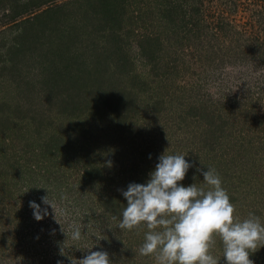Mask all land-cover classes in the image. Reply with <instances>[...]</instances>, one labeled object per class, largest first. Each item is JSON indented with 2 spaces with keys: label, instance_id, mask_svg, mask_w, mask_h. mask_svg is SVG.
<instances>
[{
  "label": "rangeland",
  "instance_id": "obj_1",
  "mask_svg": "<svg viewBox=\"0 0 264 264\" xmlns=\"http://www.w3.org/2000/svg\"><path fill=\"white\" fill-rule=\"evenodd\" d=\"M86 4L0 0V264H71L90 249L113 264H154L137 253L147 229L118 228L121 190L146 183L166 149L194 165L179 183L200 185L197 169L214 168L235 215L264 221V0H124L118 44L129 64L120 74L111 62L105 101L88 93L89 112L70 117L60 97H45L55 85L43 76L69 65L68 34L75 55L95 44ZM30 202L48 214L37 221ZM73 223L79 241L65 235ZM212 253L226 264L219 239ZM250 259L264 264V247Z\"/></svg>",
  "mask_w": 264,
  "mask_h": 264
},
{
  "label": "clouds",
  "instance_id": "obj_2",
  "mask_svg": "<svg viewBox=\"0 0 264 264\" xmlns=\"http://www.w3.org/2000/svg\"><path fill=\"white\" fill-rule=\"evenodd\" d=\"M186 156L169 154L166 149L158 157L146 183H130L127 190H121L127 205L122 210L118 228L128 231L146 228L137 253L151 256L154 264H220L221 258L212 253L217 239L226 264H254L250 255L264 247V221L251 212L244 218L235 215L236 206L214 168L197 169L203 176L200 185L179 183L194 166ZM41 201L55 213L49 195L41 197ZM30 207L37 221L48 214L35 202H30ZM61 214H65L63 210ZM65 235L67 239L79 241L82 226L70 224L69 233ZM63 252L61 248L60 254L64 255ZM71 264L113 262L107 251L90 249L82 259L71 260Z\"/></svg>",
  "mask_w": 264,
  "mask_h": 264
},
{
  "label": "trees",
  "instance_id": "obj_3",
  "mask_svg": "<svg viewBox=\"0 0 264 264\" xmlns=\"http://www.w3.org/2000/svg\"><path fill=\"white\" fill-rule=\"evenodd\" d=\"M86 1L88 4H86L82 18H89L95 27H99L96 30L98 33L94 39L95 44H93V47H90L89 44H84V46H82L83 42H80V48L83 49H79L80 54L75 55L74 53H70V51L74 50L73 46H75L74 43L77 41L74 40V36H72L73 34L69 35L67 32L68 35L65 38V46L63 47H65V50H68L70 54L67 59V63H69V65L66 66V68L62 71L53 70L50 75L43 76L45 82L55 85L53 87L47 86L48 88L46 89L47 93L45 94V97L48 99H51L53 96L60 97L61 104L58 112L70 117H79L89 112L90 96H88V93L90 95L94 94L96 96V100H93L94 102H97V100L105 101L108 90L105 89L107 88V85H105V80L103 77L105 75H113V73H110L108 69L111 62H113L116 73H120L122 70L125 72L126 67L129 64V61H127L121 54L122 44H118V42H123V37H125L119 32L120 28L122 27L121 17L123 15L124 0ZM83 5L84 4H79L78 6L81 8ZM49 12V10L42 11L41 16H44V14H48ZM72 13L73 12H71L70 15ZM39 16L40 15H37V18ZM42 25L45 26L47 24L43 23ZM84 29L86 34V28ZM49 30H52L53 33H56L60 31V28L54 25L52 28L49 27ZM71 32L72 30L70 33ZM96 43L100 45H106L108 47L101 46V50L103 52L99 53L98 51L100 49L98 48L100 46H98ZM85 47L87 50H89L88 54L84 53L88 52L84 51ZM148 48L149 47H147L145 44L140 43L141 51L146 52V49ZM59 55L60 60L62 59V55ZM69 79L74 83L75 81L79 82V84L77 83L79 86L73 88L75 89L76 93H72V91L68 93V89L62 90L61 87L60 89H57L60 83L65 85L66 81H69ZM54 87H56V93L54 92ZM129 95L127 91L123 92L121 96H118V102H126V100L129 98ZM50 147L51 150H53V144Z\"/></svg>",
  "mask_w": 264,
  "mask_h": 264
}]
</instances>
